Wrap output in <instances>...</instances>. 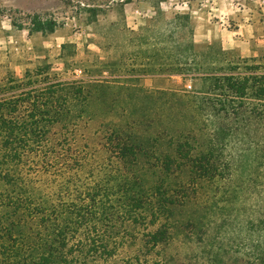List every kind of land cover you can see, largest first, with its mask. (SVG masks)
Here are the masks:
<instances>
[{
	"label": "trees",
	"instance_id": "trees-1",
	"mask_svg": "<svg viewBox=\"0 0 264 264\" xmlns=\"http://www.w3.org/2000/svg\"><path fill=\"white\" fill-rule=\"evenodd\" d=\"M207 49L118 77H58L45 62L0 80V264H173L175 235L205 232L187 211L230 173L218 145H264V49ZM157 74L200 85L139 82ZM232 264H264V248Z\"/></svg>",
	"mask_w": 264,
	"mask_h": 264
},
{
	"label": "rangeland",
	"instance_id": "rangeland-1",
	"mask_svg": "<svg viewBox=\"0 0 264 264\" xmlns=\"http://www.w3.org/2000/svg\"><path fill=\"white\" fill-rule=\"evenodd\" d=\"M0 5V80L9 72L22 77L45 62L63 78H111L150 63H192V43L199 51L213 45L234 57L264 49V0H0ZM33 18L54 25V31H31ZM139 82L156 90L200 85L190 76L161 74ZM218 148H224L220 162L230 173L199 187L187 213L205 217V232L193 241L175 235L167 249L173 264H232L264 248V145L233 138Z\"/></svg>",
	"mask_w": 264,
	"mask_h": 264
},
{
	"label": "built area",
	"instance_id": "built-area-1",
	"mask_svg": "<svg viewBox=\"0 0 264 264\" xmlns=\"http://www.w3.org/2000/svg\"><path fill=\"white\" fill-rule=\"evenodd\" d=\"M104 73H107V71H105Z\"/></svg>",
	"mask_w": 264,
	"mask_h": 264
}]
</instances>
